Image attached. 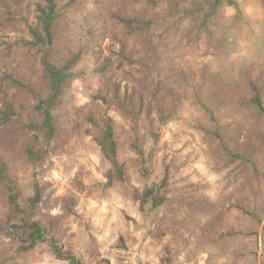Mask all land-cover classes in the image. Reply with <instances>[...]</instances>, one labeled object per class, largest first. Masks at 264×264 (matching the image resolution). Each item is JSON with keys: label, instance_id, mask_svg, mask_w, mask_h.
<instances>
[{"label": "rangeland", "instance_id": "374dc122", "mask_svg": "<svg viewBox=\"0 0 264 264\" xmlns=\"http://www.w3.org/2000/svg\"><path fill=\"white\" fill-rule=\"evenodd\" d=\"M236 2L219 12V49L173 53L189 82L202 79L211 89L209 104L223 123L232 124L235 141L243 138L249 117L223 99L220 104L216 93H236L246 73L253 79L264 75V0ZM98 64L88 53L74 69L75 80L59 111L60 133L40 162L24 159L20 151L25 140L17 139L14 128L0 131V153L13 164L22 199L33 195L38 182L43 190L38 219L83 264H252L244 263L245 246L228 238L244 227L225 210L231 182L213 168L198 129L205 117L191 92L177 95L175 114L166 125L153 129L142 117L134 128L114 109L93 101L105 87ZM11 95L15 102L25 101L17 92ZM105 113L116 121L119 158L127 169L122 183L114 186L107 183L110 165L95 141L98 131L87 123L90 114ZM148 190L162 196L161 206L149 202L141 207L136 196ZM13 219L0 187V264H69L48 245L18 253L19 244L7 233ZM260 230L256 264L260 249L261 264L264 260Z\"/></svg>", "mask_w": 264, "mask_h": 264}, {"label": "trees", "instance_id": "16d2710c", "mask_svg": "<svg viewBox=\"0 0 264 264\" xmlns=\"http://www.w3.org/2000/svg\"><path fill=\"white\" fill-rule=\"evenodd\" d=\"M92 6V8L89 7ZM236 0H0V131L14 128L24 138L20 153L29 164L40 162L56 141L60 109L75 80L74 69L88 53L99 62L97 72L105 87L93 101L107 105L134 128L145 117L153 129L166 125L175 114L179 93L191 92L193 104L204 115L198 129L208 146L213 168L231 182L225 210L244 229L228 238L245 246L244 263H257L259 230L264 219V75L246 73L236 93L217 92L218 102L245 112L249 119L243 138L233 140L232 129L210 106L211 89L204 80L189 82L173 53L217 50L219 12ZM99 20V21H97ZM108 41V42H107ZM203 91L208 96L203 95ZM24 102H15L11 93ZM87 123L110 169L109 186L122 183L126 165L119 158L116 121L107 113ZM12 162L0 153V187L14 216L8 236L19 244L18 253L48 245L69 264H83L65 251L38 219L43 190L35 182L26 201L12 177ZM141 207L163 204L160 194L148 190L136 196ZM10 222V223H12ZM264 245V229L261 236ZM263 259V258H262ZM264 264V260H262ZM107 264V262H106Z\"/></svg>", "mask_w": 264, "mask_h": 264}, {"label": "water", "instance_id": "95a60500", "mask_svg": "<svg viewBox=\"0 0 264 264\" xmlns=\"http://www.w3.org/2000/svg\"><path fill=\"white\" fill-rule=\"evenodd\" d=\"M263 229H264V221L262 222L261 230H260V248H261V236L263 233ZM261 253H262V249H260L259 264H261Z\"/></svg>", "mask_w": 264, "mask_h": 264}]
</instances>
